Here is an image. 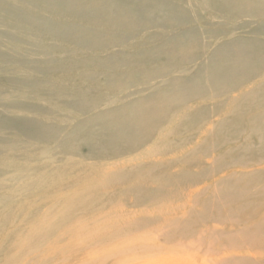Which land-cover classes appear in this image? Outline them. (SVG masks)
Instances as JSON below:
<instances>
[{
  "label": "bare ground",
  "instance_id": "obj_1",
  "mask_svg": "<svg viewBox=\"0 0 264 264\" xmlns=\"http://www.w3.org/2000/svg\"><path fill=\"white\" fill-rule=\"evenodd\" d=\"M0 133V264H264V0H0Z\"/></svg>",
  "mask_w": 264,
  "mask_h": 264
},
{
  "label": "rangeland",
  "instance_id": "obj_2",
  "mask_svg": "<svg viewBox=\"0 0 264 264\" xmlns=\"http://www.w3.org/2000/svg\"><path fill=\"white\" fill-rule=\"evenodd\" d=\"M93 72L96 73V74H98L99 77H101L102 70H99V69L96 70V69H94ZM97 79H98V77H97ZM100 80H103V79H100ZM6 114H7V113H6ZM7 115H8V116H6V117H10V116H11V114H7ZM1 136H6V135H4V133H0V137H1ZM168 156H169V155H168ZM140 158H141V157H140ZM140 158H139V159H140ZM159 158H162V157H159ZM159 158L157 157L156 160H159ZM163 158H166V156H164ZM145 159H146V160H145ZM153 159H155V157H154V158H151V159L145 157L143 161L153 160ZM143 161H142V162H143ZM97 220H98V219H97ZM97 220H96V219H93L92 221H97ZM102 220H103V219L99 220L98 223H99L100 221H102ZM104 221H106V220H104ZM102 222H103V221H102ZM87 223H88V222H87ZM87 236H88V235H87ZM85 238H86V237H85ZM58 244H59V243H58Z\"/></svg>",
  "mask_w": 264,
  "mask_h": 264
}]
</instances>
